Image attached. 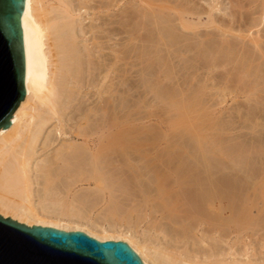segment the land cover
Listing matches in <instances>:
<instances>
[{
    "label": "rangeland",
    "instance_id": "1",
    "mask_svg": "<svg viewBox=\"0 0 264 264\" xmlns=\"http://www.w3.org/2000/svg\"><path fill=\"white\" fill-rule=\"evenodd\" d=\"M74 1H75V4L78 6L79 1L78 0H74ZM95 1H96V3H94ZM98 1H100V0H94V2L92 3V6H94V8L96 7L95 10L90 11V13H85V10H82V12L75 15V18H77L78 21L80 22L79 24L82 25V27H81L79 24L77 25V23H76V27H77V30L79 29V31L81 30V28L82 29L85 28V31L89 32L91 27H92L89 25H93L94 27H96L95 25L98 22L97 26H99V24H100V27L104 26L103 27L104 29L100 31L101 33L100 32H99L100 34L97 33V35H100V37H98L97 35L96 36L98 37V40L100 38V41L105 44L104 47H105L106 57L104 56V58H102L100 60H98L96 57L97 61H95L94 69L96 67H98L97 66L98 63H101V62L103 63L105 61L106 62L104 64L106 65V67L108 69L110 68L109 69L110 71H108L107 68L105 67L106 70L104 71L105 72L104 75H106L109 72L107 74V78L105 80V83H104V86L102 89V90H104L102 92V94H104L106 97H107V93H111V91H110L111 89H109V87L111 88V86L113 85V78H114V72H113L114 71L113 70L114 65L112 66V64H113L112 62L114 60L113 52L119 50V55L121 56L122 60L125 58L123 60V61H125V63L124 64L122 63L123 66H122V70H120L121 72H119V76L124 77L121 79V81L123 80L122 81L123 86L121 89L124 90L126 94L124 93L121 97L122 101L120 104L121 107L119 106L120 107L119 109L122 112L125 111V112H128L129 114L131 113L130 117H129L131 119L129 120V123L127 122L126 124H124L122 126L123 128L120 129L119 133H122L123 131L125 132L124 134L122 133L123 139L121 140L123 154L127 158H132V159L135 158L136 161L139 160L137 162L135 161V163H134V159L130 160L131 164H134V166H135V167L134 166H132V167L135 168V170L138 171L139 173L141 171H143L141 173L146 175V177H144L143 181H142L143 189L145 191L148 190L150 192H152L153 190H154L153 192L156 191V188H155L156 186H153V185H155V178L158 174L157 172L163 171L164 164L167 161L166 159L169 160L172 158H182V159L186 158L184 160H188L190 158L189 160H191L193 158L206 159L208 157V159L210 158L213 161L216 160L214 162L216 165V168H215L216 171H219L220 173H223V174L225 173V175L230 174V176H232L231 178H232L233 183H234L233 186L235 185V187H234L235 195H236L235 196L236 197L235 202L237 203V205H236V203H234L235 204L234 206H238V205L240 206V204H242L241 205L242 207L240 206V208L246 209V207H248L247 206L248 197L252 193H254V192L256 193L255 196H251V201L254 202V204H255L254 208L251 209L250 211L246 210L247 211L246 214L243 215V217L241 216L242 217L241 219L238 218L240 215H239V212H237V210L240 211L241 209L240 208L238 209L239 206L237 207V209L234 207V210L236 209L235 211L237 212V213H235V214H237V216H236L237 221L235 224L232 225V227L230 229L231 231H229V228L223 227L227 233L224 232L225 230L223 228L221 229L222 226H220V225H222V223H218L220 225H219V227L217 225L215 227V230H212L213 227H206V228L202 227L203 229L200 228L201 230L200 229H198V231L195 230V232H194L195 234L193 233V236L196 237L195 240L193 239L194 237H192V235H191L192 240H193V243H192L191 237H188V239L190 238V240L180 239L178 237L179 234L178 233H177L178 235L176 234L177 231L175 230V228L171 224H168L167 222H165L163 225V228H164V233H165V235H167V238H168L167 242L169 241L168 244L172 245V243H170V241L171 242L175 241L176 243L174 242V244H173L174 246L172 245V247L177 248L178 245L181 243L180 247L177 248L179 250L178 252H180V253L179 254H178V252L175 253L176 258H180L182 260H184V259L188 260L192 264H221V263L222 264H231V261H232V264L235 262H248V263L257 262L258 264H263L264 263V254H263L264 253V235H263L264 234V219H263V217H264V213H263L264 212V206H263L264 203L262 205L261 201L264 200V198H263L264 197L263 196L264 195V106H263L264 99H262V97L264 98V93L262 92V91H264V87H263L264 83H261V82H259L258 79L256 80L255 78L251 77L253 82H259L258 87H260V88L262 87V89L259 88V91H256V94H255L256 97H254V99L252 98L253 100L249 101L248 103L244 97H239V99L238 98L234 99L233 94H231V91H229V89H231L232 86H234V84H235L234 82L231 83V79L234 77L229 76L230 79L226 78V76L228 77V73H227L228 71H225V70L222 71L223 69L221 68V66L219 64V62L221 60V59L219 60V55L223 54V53H224V55L227 54V55H225L224 58L226 59V61H228V57H229L230 52L231 51L234 52L233 50L238 52L240 47H243V46H239L240 44L238 43L237 48H235L236 47L235 44L237 45V41L235 39H232V41L234 40L233 41L234 45H232V49L228 51L225 48V50H224L223 47L219 46L220 45L219 44V42H220L219 38L221 37V35H220V32L218 31V29H220V28L223 29L224 27L226 29H230V27L233 28V26H234L235 27V29H233L234 34L239 33L242 36H245L246 37L245 42L248 45V46L244 45V47H246V48H244V47L241 48L239 53L245 50L246 52L244 51L245 53L244 52H242V53L247 57V59H249L250 62L252 61L251 63L255 64L256 62L262 61L261 64L263 65L264 61L262 59L261 60H259V59H260L261 55H263V52H264V0H200V1L199 0H186V1L185 0H176V1L175 0H154L156 5L176 4L177 2L182 3L184 1H185L184 3L186 5H188L192 1V3H190L188 5V6H192L191 8L196 7L195 9H198V8L200 9V7L203 6L202 12H200L201 9L199 10L200 16H201V17H199V19L203 18L204 22H205V18H208L207 13L209 10H211L210 7L212 6L213 7L212 13H213V15L216 16V18H218V20L214 19L215 24H213L209 28L210 31L212 30L213 32L211 31L210 33H206L205 34L206 36L203 34L200 37L202 39L197 38L199 40H196L195 37L193 38V36H190V35L189 36L188 35L180 36L183 33L182 32L178 33L180 31L177 30V32H176V30H174V28L177 29L175 27L177 23H175V21L173 20V18H174L173 15H170L169 18H167V15L165 16V13L163 15L165 18H167V20H169V19L171 20V18L173 16L172 20L174 22H172V23L169 22L172 25L174 23V26H172L173 28L170 27L171 25L168 22H167L168 24L165 22V20H164L165 18L162 16L161 20L163 18L164 21L163 20L162 21H163V23L165 22V24H167V26L165 24L163 25V23H160L158 27L155 26L157 24L153 25L157 30L156 31L154 29V31L156 32L155 33L152 29V24H151V21L154 19L147 17V19L144 18L146 20L145 21L144 19L141 18V13H140V15H137V13L140 11L137 9L135 2H133V1L130 2V0H113L114 1V4H113L112 0L111 1L108 0V2H105L107 0H101L100 4H99ZM196 1H197V4H196ZM105 4L108 6H106ZM110 4H112V5H110ZM115 4L116 5L118 4V5L116 6ZM99 5L103 6V8H105V10H102V11H104V13L102 11H99V8H98ZM113 5H114V7H113ZM155 8H156L155 14L156 15H162L161 14L162 10L158 9L159 10L158 11L157 8H159V7H155ZM134 9L135 10L137 9L138 12H136ZM133 12H134L135 16L132 14ZM97 13H98L99 17L96 15ZM85 14L91 18H89L88 16L86 17ZM131 15H133V17H131ZM95 16H97V17H95ZM100 16H102V17H100ZM81 17L86 18V19L82 20ZM105 17H106V19H104ZM113 17H115V18H113ZM122 18H123V20H125L127 18L128 19L126 21H123ZM129 18H130V20H129ZM139 18L141 20H139ZM94 19H95V23H94V21H92ZM98 19H99V21L102 19L100 23H99ZM135 19H136V21H134ZM157 19H158L157 21L159 22L160 17H158ZM96 20H97V22H96ZM104 20H105V22H107V21L108 22L105 24ZM137 20H139L138 21L139 23L137 22ZM119 21L121 22L122 27H121V25H119L120 24ZM142 21H145V22H142ZM147 21L150 23H148ZM162 21H160V22H162ZM231 21H233V25H232ZM110 22H112L113 24H111ZM146 22H147V24L145 25L144 23H146ZM237 22H238V24H237ZM154 23H156V20H155V22L153 21V24ZM109 24H110V26H109ZM133 24H135V25H133ZM138 24H140L141 26ZM142 24H144L145 28L147 26L148 28L150 27V29L147 28V30H146V29L142 28L143 27ZM149 24H151V26H149ZM241 24H242V26H241ZM256 24L258 25V27ZM126 25H128V26H126ZM137 25L139 28H142V29L135 27ZM87 26H89L90 28H88ZM164 26H166L168 28V30H167L168 34L166 33L167 31L164 32L163 30H160L161 29L160 27H163L165 30L166 28ZM105 27L106 28L108 27L107 31H106ZM131 28H134V29H132L133 31H135V29H136V31H138V32L135 31L134 33H132L133 31L131 32ZM157 28H159V30ZM245 28H247V29H245ZM86 29H88V30H86ZM109 29H110V31H109ZM248 29H250V30L248 31ZM104 30L108 33H106ZM141 30H143V31L146 30V31L143 32ZM215 30L218 31L219 33L216 32ZM79 31H78V33L80 35L81 31L80 32ZM147 31L150 35L154 36L153 39H152L153 36H150L147 33ZM150 31H152V32L150 33ZM158 31H161V33H164L163 34L164 38L166 35L168 36V38L166 37V39L163 41L164 38L159 36L160 34ZM170 31H171V33H170ZM139 33L142 34L141 36H143V38H145V39L140 37ZM165 33H166V35H165ZM157 34H159V35H157ZM178 34H180V35L178 36ZM207 34H209V35L207 36ZM128 35H132L131 37H133V40H130L131 37ZM169 35H171V36H169ZM102 36H103V38H102ZM185 36L189 37V39H191L192 41L194 39L195 43H192V44H194L192 46L193 48L195 47L194 49L193 48L191 50L189 49V48H191L190 44L192 42L189 39H187V40L190 41V44L189 43L186 44V46L188 48L183 45V43H185L187 41V40H184V39H186V38H184ZM203 36H205V37H203ZM252 36L253 37L255 36L254 38L256 40H258V44H259L258 47H256L257 45H255L254 43H250V42H253L252 40L254 39ZM260 36H261V38H260ZM87 37L90 39L89 43H92L93 42L92 40L94 39V37L91 34H88ZM135 37L137 38L136 41H135V39H136ZM149 37H150V39H149ZM190 37H192L193 39ZM156 38H158L160 41L155 40L158 42H154V45L151 44L152 41H154V39H156ZM216 38H218L219 40ZM173 39H175V40L177 39L176 41H178V42L181 39L183 41V43L182 42H179V43L175 42L176 43V45H175L174 44L175 40H173ZM205 39H208V40L206 41ZM221 39H222V37H221ZM142 41H144V42H142ZM167 41H169V42H167ZM170 41H173V44L175 47L173 46V44H170ZM197 41H199V42H197ZM81 42L85 43L86 39L83 38L81 40ZM162 42L163 43L166 42L169 44H168V46L164 44L163 46L165 48H163V46L161 44ZM148 43H149V45H148ZM181 43H182V45H179ZM203 43H205L204 46H202ZM216 43H218L219 45ZM188 44L190 47L188 46ZM231 44H233V43H231ZM171 46H172V48H171ZM178 46H181L180 51L178 49L179 48ZM198 46H200V47H198ZM167 47H169L170 49H168ZM206 47H209L210 49L206 48ZM217 47H218V49H219V47H221V49L218 50ZM200 48H201V51H200ZM177 49L179 52L177 51ZM216 50H218V51H216ZM223 50L225 52H223ZM186 51H188V52H186ZM258 51H261L262 54ZM152 52H153V54H152ZM163 52H165V53H163ZM253 52H254L255 56L259 55V58H257L258 56L257 57L253 56L254 55ZM132 53H134L135 56ZM149 53L152 55L150 56ZM166 53H167V55H166ZM195 53H196V55H194ZM108 54H110L111 56ZM128 55H129V59H127ZM132 55H133L134 59H133ZM195 56L197 57V59L194 58ZM198 56L200 58H198ZM221 56H220V58H222ZM226 56H227V58H226ZM254 57L257 59L253 60ZM222 60H224V59H222ZM257 60H259V61H257ZM136 61H138V62L136 63ZM127 62H130L129 66L127 65ZM216 62H218V63H216ZM85 64L88 65L87 60L85 61ZM109 64H111V65H109ZM131 64L132 65L138 64V65L137 66L135 65V67L132 70H130ZM140 64H142V65L140 66ZM148 64H150L151 66ZM218 64H219V66H218ZM227 65H229V66H227ZM227 65H226V68L227 67L230 68V64L228 63ZM124 66H125V69H124ZM148 66H149V68H148ZM126 67H128V68H126ZM73 68L74 67H72V69ZM220 68L222 70H220ZM263 69H264V65L262 66V70ZM122 71H124V73ZM133 71H135V74ZM136 71H137V73H136ZM97 72L98 71L94 72L96 75V78H93V77H95V75L93 73V77L91 79L93 81L95 80V82L97 80H101V78H102L100 75L97 76ZM262 72L264 73V70ZM67 75L69 77H72L75 74L69 73ZM222 77H224L226 80ZM149 79H150V81H149ZM163 79H165V80H163ZM146 80H148V81H146ZM134 83H136V86ZM145 83H147V85ZM225 83H226V85H225ZM243 83L245 84L246 82H243ZM131 84H132V86H131ZM143 84H144V86H143ZM124 85H126V87H124ZM69 86H67V87L69 88ZM160 86H161V88L162 87H164V88L160 89ZM227 86L228 87L230 86L231 88H228ZM242 87H243V85H242ZM73 88L67 89V93H65V96H64L65 97L64 101L67 102V100H68V102H70V100L71 101L75 100L73 103L74 105L72 104L71 109L67 111L68 113H70V112L74 113V115L71 116V113L70 114L64 113L65 115L62 117L63 120H61L62 121L61 123L58 122L57 118H56L57 121L54 119L53 121H55V122L53 124L51 122V124L45 128V130L42 134V137L40 138V141L38 143V145H41V146H38L39 149H37V150L39 153L37 154L36 161L38 163L42 162L43 164H44L43 161H46L45 164L42 165V168L44 167L46 169L41 168V170H39V171L38 170H32V172H31V175L33 178L32 179V197H31L32 203L31 204L33 205L34 209L36 211H38L39 213H42V211L45 210V208L47 210H49V212H51V211L52 212L57 211V213L58 212H64V214H66V216H67L66 219H63L62 221L57 222L63 226L74 227L75 225L72 224L70 221H72L74 223L83 222V224L85 225L84 226L85 229L87 228V229H89V230H91V231H93V232H95L101 236H112V235L119 236V235H122V236H127V237H134V240H136L137 243L140 242V244H141L144 237L149 235V232L147 230L148 222H145V223L141 224L140 227H138L139 240L136 239L134 236V233L131 231V228H133V230H134V227L136 228L138 226V221H137L138 220V214H136V213L131 214V213L133 212V207L135 206L134 200L139 199V193H138L137 187H134L135 184L127 182V181H129L128 178L126 177L128 174L127 173L128 168L123 166L124 164L121 166L116 161H114L115 160L114 158H120V157L113 155V154H110L111 158H113V162H112V160H111V162L109 161V166H108L110 173L113 172L112 174H115V175L119 174L118 177L120 176L119 178H120L122 184L120 183L121 187H119V190L122 189L123 185L125 186L124 187L125 189H123V191L118 192L116 197H114L116 202L118 203L117 207H115L116 205L112 206L113 204L110 201L111 200L110 195H108L106 198L105 197L103 198L100 195V193L98 192V190L94 187V185L92 187H90L87 184L78 183L75 186V182H74L76 180L75 176H74V178H73L72 174H69V176H68V174L63 171L65 169H62V172H64L63 173L64 175H63L61 173V170H51L48 167L47 162L49 161V159H51V161L56 160V158L54 159V157L58 151L61 150V152H66L65 149H62V148H64L65 146L67 148V145H73V144L75 146H77V145L79 146L83 143V140H81V139L79 140L78 138H76L75 134H77L78 132L75 133V131L76 130L78 131V129H79L78 126H79V123H81L80 120H81L82 114H84V112H87L88 110H91L92 108H94V106L96 104H98L99 97L95 94L94 89L93 90L81 89L80 90L81 92H80L76 87L74 89ZM106 88H108V89H106ZM129 88L130 89L132 88L131 90L136 91L135 95L137 97H135V101H134V99L130 98V96H127L129 93V90H130ZM148 88H149V91H147ZM222 88L226 89V91ZM126 89H128V90H126ZM68 90H69V92H68ZM83 90L87 94H84ZM105 90H108V91H105ZM145 90H146V92H145ZM159 90H160V92H157ZM223 90L225 92H223ZM73 91L75 94L73 93ZM159 93H162V94L159 95ZM165 93H167V95H165V97H164L163 94H165ZM67 94L69 95L70 98L75 95V97H73L74 99L73 98L69 99ZM78 94L80 96H78ZM157 95H159V96H157ZM83 96H85V97H83ZM87 97H89V99ZM192 97H193L194 101H193ZM82 99L85 100V103L82 102L83 101ZM90 99H92V100H90ZM187 99H189V100H187ZM87 100H89V102ZM42 101L44 102L45 100L43 99L40 102L38 99H35L34 101L29 102V104H26L25 110L26 111L28 110L30 112V115H34V116L37 115V113L38 114L39 113L46 114L48 107L43 105ZM136 101H137L136 104H138V105L135 104ZM31 103L33 105H31ZM91 103H92V105H91ZM151 104H152V106H151ZM84 105H85V107H82ZM40 106H42V107H40ZM90 106H91V108H88ZM30 107H32V108H30ZM137 107L140 109L137 110L138 109ZM145 107H148V108H145ZM184 107H186V108H184ZM193 107H194V109H193ZM42 108H44V109H42ZM129 108L130 109L133 108L134 111L130 110ZM79 109L80 110L82 109V111H80ZM135 110H137V111H135ZM131 111H133V113ZM76 113H77V115H76ZM79 115H80V118H79ZM133 115H135V117ZM65 116L68 118L66 119ZM148 117H149V119H148ZM78 118H79V120H77ZM135 118H136V120H135ZM71 119H73L72 120L73 122L70 121ZM30 120H33L31 123L35 122V118L30 119ZM30 120L27 117L26 120H24V122L22 123V125L23 126L31 125V123H29ZM63 121H65V122H63ZM56 122L59 124L55 127V124H57ZM64 123L66 125H64ZM94 124H95V122H93L91 124L95 128L93 126H91L93 128H89L90 132H92V131L96 132L95 130L97 129V124H95L96 126ZM125 125L127 126V128ZM58 126H59V130H61V133H60V131H58V128H57ZM65 126H68V127H65ZM74 126L78 127V128L75 129ZM136 128L138 130H136ZM24 129H26V128L24 127ZM122 129H124V130L122 131ZM135 130L137 132H135ZM52 131H54L55 135L52 134L53 133ZM132 131H134V132H132ZM67 132H69L70 134ZM111 132L112 133H110V132L105 133L106 138L110 136L109 141L106 138L104 140L106 145H111V142L114 140L113 138H114V135L116 134L117 131L112 130ZM50 133H51V135H53V136H50V138L52 137L50 141L53 142V143L51 142V144H53V145L51 146V144H50L51 147L48 146L50 148H48V149L46 148L45 149L46 151H45L44 149H42L43 145L41 142H43V144H44L47 140L46 138L50 139L49 138ZM112 134H114V135H112ZM111 135H112V137H111ZM137 137H139V139L141 141L138 140ZM97 138H98L97 136L96 137L94 136L95 140H97ZM147 138L149 141L147 140ZM110 139H111V141H110ZM133 139L134 140L136 139V141L137 140L138 141L137 142L132 141ZM144 139H145V141L143 142ZM129 140H131V141H129ZM197 141H199V142H197ZM126 142H128V143H126ZM141 142H143V143H141ZM204 142L205 143L207 142V144L205 145ZM211 142H212V144H211ZM70 143H72V144H70ZM202 143H204L203 146H202ZM150 146H152V147L150 148ZM208 146L212 147V148H209ZM60 147H62V148H60ZM197 147L200 148L202 151L200 149H198ZM204 147H206V148L208 147L207 150L209 151V149H212V151L210 150L211 152L208 153V151H206V149ZM137 148H140V150L142 148H144L145 150L142 149V153L144 151V154L139 152L140 151L139 149L136 150ZM147 151H149V152H147ZM166 152H169L171 156H169V153L165 154ZM206 152H207V154H206ZM64 154H66V153H64ZM53 155H54V157H53ZM124 155H122V157L126 158V157H124ZM110 156H108V158ZM138 156H140L141 158ZM142 157L145 159L153 158V161H152L153 165H150V166L154 167L155 171L153 170V168L150 172L148 171L149 173H151L153 171L152 176H150L151 174L147 173L148 165H146V164L148 162L145 159L144 160L147 163L142 161V159H143ZM154 158H156V159H154ZM112 163H114V164H112ZM144 167H145V169H144ZM113 169L114 170L116 169V170L112 171ZM52 171H56L55 174L58 173L59 175L56 174L55 175L56 177L54 176L55 179L51 178L49 180V182L45 181V183L43 184L44 177H42V176L44 174H50V173H52ZM60 175H62L64 177L66 176V177L62 178V176H60ZM153 177H154V179H153ZM71 181H72V183H71ZM53 183H55V185ZM70 183L73 185H70ZM65 184H66V186H65ZM68 185L74 187V188H72V190H73L72 195L73 196L71 195V197L69 198L68 201H66L65 203L63 202L64 206L62 205L61 207H59V206L58 207L57 206L51 207L50 199L52 198V196L49 194V191L46 192V190L49 187L53 186L54 189H58L60 191V194L62 196H64L65 191H66L65 189H67ZM55 186H57V187H55ZM249 186H250V189H249ZM47 193L50 195V197L48 196ZM259 193L262 194L260 199H259V195H260ZM47 196H48V199H46ZM242 196H245V197H242ZM242 198L245 200V202H242L243 201ZM257 198H258V201L255 200ZM240 199H241V201H240ZM260 206H262V208ZM259 211H260V213H259ZM2 213L3 212L0 210L1 215H2ZM2 216H4V215H2ZM71 216H72V220H71ZM127 216L129 218H127ZM7 217H10V218H12L14 220H18V221L20 220V217H18V216L13 217L11 214H9ZM131 218H132V220H131ZM255 219H256V222L254 221ZM46 222H51V221L46 220ZM252 222H253V224H251ZM130 224H132V225H130ZM130 226H131V228H130ZM111 227L117 228V230H116L117 232L116 233L111 232V229H110ZM202 230H205V232ZM200 231L204 232V234L201 233ZM213 231H215V232H213ZM221 233H223V235ZM230 235H231V238H229ZM149 236H151V235H149ZM204 236H206V237H204ZM179 241H180V243H179ZM188 250H189V252H187ZM186 253L187 254L189 253L188 255L190 256L191 259L189 258V256L187 257ZM192 256L193 257L195 256L194 259H196L197 257H198V259L194 260Z\"/></svg>",
    "mask_w": 264,
    "mask_h": 264
},
{
    "label": "bare ground",
    "instance_id": "2",
    "mask_svg": "<svg viewBox=\"0 0 264 264\" xmlns=\"http://www.w3.org/2000/svg\"><path fill=\"white\" fill-rule=\"evenodd\" d=\"M78 1H79L78 2L79 4L77 3L78 4V6H77L75 4L74 0H26L25 11H24V14L22 16V30H23V38H24V52H25L24 86L26 88V98L21 102L18 109L14 113V115L12 117L11 126L7 129H1L0 130V210L3 212L2 215H4L5 217H7L9 214H11L13 217L18 216V217H20L19 221L24 222L25 224H27L29 226L40 225V226H47V227L60 228V229L84 231L89 236L96 238L99 241H109V240L124 241V242L128 243L134 250L138 251V254L142 258L144 264H192L188 260H185V259L182 260L180 258H176L175 253L179 251L177 248L180 247L181 243L179 241L180 244L178 243L179 245L177 248L172 247V245L174 244L175 241L174 242L170 241V243H172V245L168 244L169 241L167 242L168 238H167V235H165L164 228H163L164 223L167 222L168 224H171L175 228V230L177 231L176 234L177 233L179 234L178 237L182 240L188 239V237H191V235H192V237H194L193 239L195 240L196 237L193 236V233L195 232V230L198 231V229H200V228L203 229L202 227H205V228L206 227H213L212 230H215V227L217 225L219 227V225H220L218 223H222V225H220V226H222L221 229L223 227L224 228L226 227V228H229V231H231L230 229H231L232 225L235 224L237 221V218H236L237 214H235V213L239 212L240 216L238 218L241 219L243 217V215H245L248 210L250 211L251 209L254 208L255 204H254V202L251 201V196H255L256 193L254 192L248 197V203H247L248 207H246V209L240 208V206L242 204H240V206L238 205L239 207L234 206L235 205L234 203H236L235 202L236 201V197H235L236 195H235V190H234L235 185L233 186L234 183H233V180L231 178L232 176H230V174L225 175V173L223 174V173H220L219 171H216V169H215L216 165L214 163L216 160L213 161L210 158L208 159V157L206 159L193 158L191 160H189L190 158L188 160H184L186 158H183V159L182 158H172L169 160L166 159L167 161L164 164L163 171L157 172L159 175L157 174V176L155 178V185H153V186H156L155 187L156 191L153 192L154 191L153 190L152 192H150L148 190L145 191L143 189L142 181H143V178L146 177V175L141 173L143 171H141L139 173L138 171L135 170V168L132 167V166H134V164H131L130 160L134 159V163H135V161H136L135 158H133V159L127 158L123 154L121 140L123 139L122 133L123 134L125 133L123 131L125 128L122 129V131H123L122 133H119L120 129L123 128L122 126L124 124H126L127 122L129 123V120L131 119V118H129L131 113L129 114L128 112H125V111L122 112L119 109L121 107L120 106L121 101H122L121 97L125 93V91L121 89L123 86V83H122L123 80L121 81V79L124 77H120L119 72H121L120 70H122V66H123L122 63L123 64L125 63V61H123L125 58L122 60L121 56L119 55V50L113 52V58H114V60L112 62L113 63L112 66L114 65V68H113V70H114L113 71L114 72L113 85L111 84L112 85L111 88L108 86L109 89H111L110 90L111 93H107V97H106L104 94H102V92L104 91L102 89H103L105 80L107 78V74L109 73L108 72L106 75H104L105 74L104 71L106 70L105 69L106 65L104 63L106 62L105 60L107 58L104 60L105 62L98 63V65H97L98 67H96L94 69L95 61H97V59L100 60V59L104 58V56L106 57L105 47H104L105 44L100 41V38L98 40V37H100V35H97V33H99L101 30L104 29L103 28L104 26L100 27V24H99V26H97L98 22L96 20L97 24L96 25L94 24L96 27H94L93 25H89V26H92L89 32L85 31V28H83V29L81 28V30H80L81 33L79 35V33H78L79 29L77 30L76 23L78 25L80 22L78 21L77 18H75V15L82 12V10H85V13H90V11L95 10L96 7L94 8V6H92V3L94 2V0H78ZM100 1H98L99 4H100ZM109 1H111V0H109ZM132 1L135 2L137 9L140 11V12H138L137 9L136 10L134 9L136 12H138L137 15H140V13H141L142 19H144V18L147 19V17L154 19L151 21L153 31H154V29L156 30V28L153 26L155 24H157L155 26L158 27L159 24L163 23L164 20L166 23L167 22L172 23L175 21V23H177L175 26L177 29L174 28V30H176V32H177V30L180 31L178 33H181V32L183 33L182 35L178 34V36L179 35L180 36H184V35L189 36L190 35V36H193V38L195 37L196 40H199L197 38H200L203 34L205 35L206 33H210L212 31V30L210 31V29H209L210 26L215 24V20H218V18H216V16L213 15V13H212V10H213L212 6L210 7L211 10H209L207 13L208 18H205V22H204L203 18L199 19V17H201L200 12H202L203 6L200 7L201 11L199 12L200 9L198 7H197L198 9H195L196 7L191 8L192 6H188L190 3H192V1L190 3L187 1L189 3L188 5H186L184 3L186 0L182 3L177 2L176 4H167V5H163V4L162 5L161 4L156 5L154 0H130V2H132ZM105 2H108V0ZM94 3H96V1ZM112 3L114 4V1ZM196 4H197V1H196ZM110 5H112V4H110ZM106 6H108V5H106ZM154 6L159 7V8H157V10L158 9L162 10L161 11L162 15H156L155 14L156 8ZM113 7H114V5H113ZM98 8H99V11L105 10V8H103V6H100V5L98 6ZM102 12L104 13V11H102ZM134 12L132 13L133 15H134ZM164 13H165V16L167 15V18H169L170 15H173L174 18H173V16H172V18L174 21L172 20V18H171L172 21L170 19H169L170 21L167 20V18H165L163 16ZM96 15L98 16V13ZM133 15H131V17H133ZM87 16L88 15H86V17ZM97 16H95V17H97ZM162 16L165 18L164 20L162 18L163 21L161 20ZM100 17H102V16H100ZM158 17H160L159 22L157 21ZM89 18H91V17H89ZM113 18H115V17H113ZM83 19H86V18H82V20ZM104 19H106V17ZM127 19L123 20V18H122L123 21H126ZM101 20L99 21V19H98L99 23L101 22ZM129 20H130V18H129ZM139 20H141V19L139 18ZM139 20H137V22ZM155 20H156V23L153 24V21L155 22ZM92 21H94V23H95V19ZM134 21H136V19ZM145 21H142V22H145ZM160 21H162V22H160ZM104 22H105V20H104ZM107 22H105V24ZM147 22L144 24L146 25ZM165 22L163 23V25L165 24ZM110 23L113 24L112 22H110ZM148 23H150V22H148ZM171 23H169L171 25L170 27L174 26V23H173V25ZM231 23L233 25V21H231ZM140 24H138V25H140ZM144 24H142V26H143L142 28L147 30L148 27L146 26V28H145ZM151 24H149V26H151ZM167 24H165V25L167 26ZM237 24H238V22H237ZM79 25L82 27L81 24H79ZM119 25H121V22ZM133 25H135V24H133ZM138 25L135 27H138ZM89 26H87V27L90 28ZM109 26H110V24H109ZM126 26H128V25H126ZM166 26H164L166 28L165 30L163 27H160L161 28L160 30H163L164 32L167 31L168 28ZM241 26H242V24H241ZM121 27H122V25H121ZM257 27H258V25H257ZM107 28H106V31H107ZM142 28H139V29H142ZM224 28L218 29L222 39L219 36L220 37L219 38L220 39V42H219L220 45L218 43H216L219 46L223 47L224 50H225V48L228 51L232 49V45H234V42H233L234 40L232 41V39H235L237 41V45L235 44V46H236L235 48H237L238 43L240 44L239 46H243V47H244V45H247L245 42L246 41L245 36H242L239 33L234 34V30H233V29H235L234 26H233V28L230 27V29L225 28L226 30ZM132 29H134V28H131V32L133 31ZM148 29H150V27ZM157 29L159 30V28H157ZM245 29H247V28H245ZM86 30H88V29H86ZM249 30L250 29H248V31ZM109 31H110V29H109ZM135 31H136V29H135ZM135 31H133L132 33H134ZM141 31H143V30H141ZM145 31H143V32H145ZM218 31H216V32H218ZM136 32H138V31H136ZM151 32L152 31H150V33ZM158 32L160 35L159 34H157V35H159L160 37H163L164 33H161V31H158ZM106 33H108V32H106ZM147 33H148V31H147ZM166 33L168 34V31ZM166 33H165V35H166ZM170 33H171V31H170ZM88 34H91L94 37V39L92 40L93 41L92 43H89L90 39L87 37ZM139 35H140V37L143 38V36H141L142 34L139 33ZM171 35H169V36H171ZM208 35L209 34H207V36ZM128 36L131 37L132 35H128ZM150 36H153V35H150ZM205 36H203V37H205ZM166 37L168 38L167 35L165 36V38L163 37L164 38L163 41L166 39ZM83 38L86 39L85 43H82L83 41L81 42V40ZM102 38H103V36H102ZM153 38H154V36L152 37V39ZM184 38H186L184 40L189 39V37H186V36ZM190 38H192V37H190ZM260 38H261V36H260ZM143 39H145V38H143ZM149 39H150V37H149ZM200 39H202V38H200ZM216 39H218V38H216ZM254 39L252 40L253 42H250V43H254L255 45H257L256 47H258L259 46L258 40H256V39L254 40ZM130 40H133V37H131ZM136 40H137V38L135 39V41ZM155 40L160 41L158 38H156V39H154V41H152L151 44L154 45V42H158ZM173 40H175V39H173ZM176 40L174 41L175 45H176L175 42H177V43L182 42L183 43V41L181 39H180L181 41L179 40V42ZM189 40L192 41L191 39H189ZM205 40L207 41L208 39H205ZM187 41L186 42L184 41L185 42V43H183L184 46H186L187 43L190 44V41H188V42ZM142 42H144V41H142ZM167 42H169V41H167ZM197 42H199V41H197ZM182 43L179 45H182ZM192 43H195L194 39L190 44V46H191V48H189L190 50L193 48L192 46L194 45ZM231 43H233V44H231ZM161 44H162V46L164 44L168 46L169 43H166V42L163 43L162 42ZM170 44H173V41H170ZM174 44H173V46H174ZM189 44H188V46H189ZM204 44L205 43H203L202 46H204ZM148 45H149V43H148ZM169 47H167V48L170 49ZM178 47H179L178 49L180 51L181 46H178ZM198 47H200V46H198ZM209 47H206V48H209ZM221 47H219V49H221ZM243 47H240V49ZM163 48H165V47L163 46ZM171 48H172V46H171ZM244 48H246V47H244ZM178 49H177V51H178ZM217 49H218V47H217ZM240 49H239V51H240ZM218 50H216V51H218ZM224 50H223V52H225ZM188 51H186V52H188ZM200 51H201V48H200ZM233 51L234 52H232V51L230 52L229 57H228V61H226V59L224 58L225 55H227V54L224 55V53H223V54L219 55V60L220 59L221 60H220V62L219 61L218 62L220 64L221 68L223 69L222 70L220 68V70L228 71L227 72L228 77L226 76L227 79H230L229 76L234 77L231 79V83L232 82L235 83L234 86H232V88L230 86L229 87L227 86L228 88H231V89H229V91H231V94H233L234 99L235 98L239 99V97H244L248 103L249 101H252L254 99V97H256L255 96L256 91H259V88H260V87H258L259 86L258 83L259 82L264 83V76H263L264 73L262 72L264 70V69L262 70V66L264 64L263 65L261 64L262 61L256 62L255 64L251 63L252 61L250 62L249 59H247V57L242 53L245 50L240 52V53H239V51L238 52H236L235 50H233ZM261 51H258V52L261 53ZM163 53H165V52H163ZM196 53L194 55H196ZM132 54L134 55V53H132ZM152 54H153V52H152ZM152 54H150V56ZM253 54H254V52H253ZM108 55H110V54H108ZM133 55H132V57H133ZM166 55H167V53H166ZM220 56L222 58H220ZM253 56H255V54ZM257 56H255V57L259 58V55H257ZM96 57H97V59H96ZM194 58L197 59L196 56ZM198 58H200V57L198 56ZM226 58H227V56H226ZM254 58H253V60L257 59V58H255V59ZM127 59H129V55H128ZM133 59H134V57H133ZM222 59H224V60H222ZM261 59L264 61V52H263V55H261L259 60H261ZM86 60L88 61V65L85 64ZM259 60H257V61H259ZM137 62L138 61H136V63ZM218 62H216V63H218ZM228 63L230 64V68H228V67L226 68V65ZM219 64H218V66H219ZM109 65H111V64H109ZM127 65L129 66L130 62H127ZM135 65L136 64H133V65L131 64L130 70H132L135 67ZM141 65L142 64H140V66ZM148 65H150V64H148ZM227 66H229V65H227ZM72 67H74L73 68L74 70L72 69ZM126 68H128V67H126ZM148 68H149V66H148ZM109 69L107 68L108 71H110ZM124 69H125V66H124ZM95 71H98L97 76L100 75L102 77L101 80H97L96 82H95V80L94 81L91 80L93 77V73ZM122 72L124 73V71H122ZM133 72L135 74V71H133ZM69 73H74L75 75H73L72 77H69L67 75ZM136 73H137V71H136ZM94 75H95V73H94ZM251 77L255 78L256 80L258 79L259 82H253ZM93 78H96V75ZM222 78H224V77H222ZM163 80H165V79H163ZM146 81H148V80H146ZM149 81H150V79H149ZM243 82H246V83L244 84ZM134 84L136 86V83H134ZM145 84L147 85V83H145ZM225 85H226V83H225ZM242 85H243V87H242ZM67 86H69V88H71V89L73 87L74 88L76 87L79 91L81 89H87V90H89V89L93 90L94 89L95 94L99 97V100H98V104H96L94 106V108H92L91 110H88V111L86 110L87 112L83 111L84 114L81 113L82 114L81 120H80L81 123H79V126L77 125L79 127V129H78V131L74 130L75 133L78 132L77 134H75L76 138H78L79 140L80 139L83 140V143L81 142L82 144L79 146L78 145L75 146L73 144V145H67V148H66V146L64 148L60 147L62 149H65L66 152H61L60 149H59L60 151H58V152L56 151L57 154L55 155V157L53 155L54 159L56 158V160L51 161V159H49V161L47 162L48 167L51 170H61L62 174L65 172L68 174V176H69V174H72L73 178L75 176L76 177V180L74 181L75 186L78 183L87 184L90 187H92L94 185V187L98 190V192L100 193V195L103 198L104 197L106 198L108 195H110V199H111L110 201L113 204L112 206L116 205L115 207H117L118 203L116 202L114 197H116L118 192L123 191V189H125L124 188L125 186L123 185L122 189L119 190V187H121V184H122V182L119 178L120 176L118 177L119 174L118 175L112 174L113 172L110 173L108 166H109V161L111 162V160H112V162H113V158H111L110 154H113V155L120 157V158H114L115 159L114 161H116L121 166L124 164L123 166L128 168V171H127L128 174L126 177L128 178L129 181H127V182L135 184L134 187H137L138 193H139V199L134 200L135 206L133 207V212L131 213V214H133V213L138 214V220H137L138 226L136 228L134 227V230L130 226L131 231L134 233V236L136 239L139 240L138 227H140L141 224L148 222L147 230L149 232V235H151V236H149V235L145 236L144 239L142 240L141 244H140V242L137 243L136 240H134V237H127V236H122V235H119V236H114V235H112V236H101V235H99V234H97V233H95V232H93L87 228L85 229V227H84L85 225L83 224V222L74 223V222L70 221L76 227L75 226L74 227L63 226L57 222H60L63 219H66L67 216H66V214H64V212H58V213H57V211L49 212V210H47L45 208V210H43L42 213H39L38 211H36L34 209L33 205L31 204L32 203V200H31V197H32V179H33L31 172H32V170H38V171L41 170L42 165H44L46 162V161H43L44 162V164H43L42 162L38 163L36 161L37 154L39 153L37 149H39L38 146H41V145H38L40 138L42 137V134H43L45 128L48 125H50L51 122H52V124L55 122V121H53L54 119L56 120V118H57L59 123L62 122L61 120H63L62 117L65 115L64 113H66V114L68 113L67 111L71 109V106L75 101V100L74 101L72 100L73 102L71 100H70V102H68V100H67V102L64 101L65 100V97H64L65 93H67V89H69ZM131 86H132V84H131ZM143 86H144V84H143ZM124 87H126V85H124ZM163 88L164 87L161 88V86H160V89H163ZM106 89H108V88H106ZM131 89L129 90V93L127 96H130V98L134 99V101H135V97H137L135 95L136 91L131 90ZM222 89H224V88H222ZM260 89H262V87ZM126 90H128V89H126ZM224 90L226 91V89H224ZM224 90H223V92H225ZM105 91H108V90H105ZM147 91H149V88L147 89ZM68 92H69V90H68ZM145 92H146V90H145ZM157 92H160V90ZM262 92L264 93V91H262ZM73 93H74V91H73ZM79 94H78V96H80ZM84 94H87V93L84 91ZM160 94H162V93H159V95ZM159 95H157V96H159ZM165 95H167V93L163 94L164 97H165ZM68 97H69V95H68ZM73 97H75V95ZM73 97H71V98H73ZM83 97H85V96H83ZM71 98L69 97V99H71ZM87 98L89 99V97H87ZM35 99H38L40 102L43 99L45 100L44 102L42 101V104L48 107L46 114H44V113L38 114L37 113V115L34 116V115H30V112L28 110L27 111L25 110L26 104H29V102H32ZM192 99H193V97H192ZM262 99H264V98L262 97ZM90 100H92V99H90ZM187 100H189V99H187ZM87 101L89 102V100H87ZM193 101H194V99H193ZM82 102L85 103V100H83ZM136 103H137V101L135 102V104ZM31 105H33V104L31 103ZM91 105H92V103H91ZM136 105H138V104H136ZM151 106H152V104H151ZM263 106H264V104H263ZM40 107H42V106H40ZM82 107H85V105ZM30 108H32V107H30ZM88 108H91V106ZM133 108H131V109L129 108V109L133 110ZM145 108H148V107H145ZM184 108H186V107H184ZM42 109H44V108H42ZM82 109L81 110L79 109V110L82 111ZM139 109L140 108H138L137 110H139ZM193 109H194V107H193ZM137 110H135V111H137ZM133 111H131V112L133 113ZM70 113H68V114H70ZM73 115H74V113H71V116H73ZM76 115H77V113H76ZM66 116H65V118L67 119L68 117H66ZM133 116L135 117V115H133ZM27 117L29 120L35 118V122L31 123L33 120H30L29 123H31V125L23 126L22 123L24 122V120H26ZM79 118H80V115H79ZM79 118L77 120H79ZM148 119H149V117H148ZM72 120L73 119H71L70 121L73 122ZM135 120H136V118H135ZM63 122H65V121H63ZM93 122H95V124H97V129L95 130L96 132H94V131L90 132L89 131V128L94 127L93 125H91ZM59 123L55 124V127ZM64 125H66V124L64 123ZM91 126H93V127H91ZM24 127L26 129H24ZM65 127H68V126H65ZM78 127H75V129ZM57 128H58V131H60V133H61V130H59V126ZM126 128H127V126H126ZM112 130L117 131L115 135L112 134V135H114V138H113L114 140L111 142V145H106L104 142V140L106 138L105 133H107V132L112 133L111 132ZM136 130H138V129L136 128ZM136 130H135V132H137ZM52 132L51 133L54 134V131H52ZM132 132H134V131H132ZM51 133L49 134V138H50V136H53V135H51ZM67 133H69V132H67ZM112 135H111V137H112ZM94 136L98 137L97 140L94 139ZM109 137L106 138V139H108V141H109ZM51 138L50 139L46 138L47 140L45 139L46 142L44 144H43V142H41L43 145L42 149H44V150L46 148L48 149L53 145V144H51L52 141H50ZM111 139H110V141H111ZM137 139L140 140L139 137H137ZM147 140H148V138H147ZM129 141H131V140H129ZM132 141H136V139L135 140L133 139ZM144 141H145V139L143 140V142ZM143 142H141V143H143ZM197 142H199V141H197ZM126 143H128V142H126ZM204 143H202V146ZM50 144H51V146H50ZM70 144H72V143H70ZM206 144H207V142L205 143V145ZM211 144H212V142H211ZM48 146H50V147H48ZM151 147L152 146H150V148ZM204 148L206 149V151H208L206 147H204ZM209 148H212V147H209ZM138 149L140 150V148H137L136 150H138ZM142 149H144V148H142ZM142 149L139 152L142 153ZM198 149H200V148H198ZM210 150L212 151V149H209L208 153L211 152ZM147 152H149V151H147ZM64 153H66V154H64ZM168 153L169 152H166L165 154H168ZM142 154H144V151ZM206 154H207V152H206ZM122 155H124V157H126V158H123ZM108 156H110V157L108 158ZM169 156H171L170 153H169ZM138 157H140V156H138ZM144 159L145 158H143L142 161L145 162V160H146L148 162V163L145 162V163H147L146 165H148L147 173H149L152 170V168L155 171L154 167L150 166V165H153V162H152L153 158H147L145 160ZM154 159H156V158H154ZM137 161H139V160H137ZM114 163H112V164H114ZM42 169H46V168L43 167ZM62 169H65V170H63L64 172H62ZM144 169H145V167H144ZM115 170L113 169L112 171H115ZM55 172L56 171H52V173H50V174H44L42 176V177H44L43 184L45 183V181L49 182V180L51 178H54V176L56 174H58V173L55 174ZM152 172L149 173V174H151L150 176H152ZM60 176H62V175H60ZM63 177L64 176H62V178ZM153 179H154V177H153ZM71 183H72V181H71ZM71 183H70V185H73ZM53 184L55 185V183H53ZM65 186H66V184H65ZM55 187H57V186H55ZM49 188H48L49 190L47 189L46 192L49 191V194L52 196V198L50 199L51 207H53V206L61 207L63 205V202L65 203L71 197V195L73 193L72 188H74V187L68 185L67 189H65L66 190L65 195L63 194L64 196H62L60 194V191L58 189H54L53 186L49 187ZM249 189H250V186H249ZM49 194H48V196L50 197ZM259 194H260L259 195V199H260L262 194L261 193H259ZM48 196L46 199H48ZM242 197H245V196H242ZM255 200L258 201V198ZM240 201H241V199H240ZM263 201H261L262 205L264 203ZM242 202H245V200L243 199ZM236 205H237V203H236ZM234 207L236 209L238 207V209L240 208L241 210L240 211L237 210V212H236L235 211L236 209L234 210ZM260 207L262 208V206H260ZM259 213H260V211H259ZM127 218H129V217L127 216ZM263 219H264V217H263ZM46 220H50L51 222H46ZM71 220H72V216H71ZM131 220H132V218H131ZM254 221L256 222V219ZM251 224H253V222ZM130 225H132V224H130ZM110 229H111V232H114V233L117 232L116 231L117 228H115V227H111ZM202 231L205 232V230H202ZM204 232H201V233L204 234ZM213 232H215V231H213ZM224 232H226V230ZM223 233H221V234L223 235ZM192 237H191V240H192ZM204 237H206V236H204ZM229 238H231V235ZM188 240H190V238ZM192 243H193V240H192ZM187 252H189V250ZM179 253L180 252H178V254ZM188 254L186 253L187 257L189 256ZM195 256L194 257L192 256L193 259L195 258ZM189 258H190V256H189ZM196 259H198V257ZM196 259H194V260H196ZM231 264H232V261H231ZM233 264H258V263L257 262H255V263L235 262Z\"/></svg>",
    "mask_w": 264,
    "mask_h": 264
},
{
    "label": "water",
    "instance_id": "3",
    "mask_svg": "<svg viewBox=\"0 0 264 264\" xmlns=\"http://www.w3.org/2000/svg\"><path fill=\"white\" fill-rule=\"evenodd\" d=\"M26 0H0V130L26 98L22 16ZM0 264H144L128 243L80 230L29 226L0 214Z\"/></svg>",
    "mask_w": 264,
    "mask_h": 264
}]
</instances>
